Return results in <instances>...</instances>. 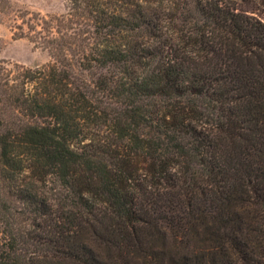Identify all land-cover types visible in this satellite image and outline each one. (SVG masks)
I'll list each match as a JSON object with an SVG mask.
<instances>
[{
	"label": "trees",
	"instance_id": "16d2710c",
	"mask_svg": "<svg viewBox=\"0 0 264 264\" xmlns=\"http://www.w3.org/2000/svg\"><path fill=\"white\" fill-rule=\"evenodd\" d=\"M26 18L52 61L0 58V264H264V0Z\"/></svg>",
	"mask_w": 264,
	"mask_h": 264
},
{
	"label": "rangeland",
	"instance_id": "374dc122",
	"mask_svg": "<svg viewBox=\"0 0 264 264\" xmlns=\"http://www.w3.org/2000/svg\"><path fill=\"white\" fill-rule=\"evenodd\" d=\"M69 0H0V58L11 65L19 63L26 67H37L52 61L47 49L27 38H16L15 32L24 24L23 17L32 13L60 15L67 9ZM29 13V15H28Z\"/></svg>",
	"mask_w": 264,
	"mask_h": 264
}]
</instances>
